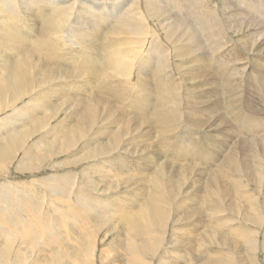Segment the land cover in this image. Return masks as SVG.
<instances>
[{"label": "bare ground", "instance_id": "1", "mask_svg": "<svg viewBox=\"0 0 264 264\" xmlns=\"http://www.w3.org/2000/svg\"><path fill=\"white\" fill-rule=\"evenodd\" d=\"M198 1L199 18L184 14L177 19L170 5L156 0H0V114L11 109L0 117V173L20 148L22 158L16 167L35 171L53 155L72 151L78 141L80 148L65 162L85 161L81 168L89 162L91 170H112L106 179L94 171L101 175L96 180L81 170L89 185L77 187L73 193L72 171L40 180V191L49 204L64 208L57 212L55 205L54 210L68 223V235L41 214V197H35L30 188L0 182V224L7 226V231L0 226V264H93V259L99 264H257L252 232L228 225L224 212L228 211L227 200L244 199L251 211L243 219L255 231L260 230L262 219L250 214L259 213L252 204L253 196L237 175L245 171L254 186L262 188L259 182L264 170H259L258 157H264V134L256 141L242 135L222 154L210 145L198 146L193 131L204 127L221 130L226 115L231 118L228 123H235L229 131L264 129V117L257 107L237 92L241 89L240 67L225 51L219 52L221 47L213 37L227 40V20L236 28L245 23L253 29L249 41L264 56V15L257 9L249 17L237 19L238 2L231 6L227 0H220V5L232 8L230 16L217 9L206 13V1ZM149 12L159 21L157 25L167 26V33L175 32L176 40L187 41V46L186 42L165 45L155 41V30L146 25ZM20 26H37L40 32L31 34ZM83 26L90 31L81 30ZM97 26L105 27L96 32ZM64 29L71 34L65 35L67 43L72 39L92 55H98L93 41L101 38L98 58L83 54L68 63L74 51L60 41ZM216 52L218 57L212 59ZM184 58L182 63L176 61ZM167 60L172 61L169 71ZM259 67L264 71V66ZM88 77L95 79L92 86ZM249 77L254 89L264 94L259 69H253ZM194 78L202 81L199 93L208 91L204 84L209 82L211 91L224 96H194L190 86H184ZM186 96L199 99L181 105ZM23 99L26 101L16 106ZM126 103L133 109L130 115L122 109ZM53 105L65 115L50 125L54 116L42 114L37 107ZM195 105L206 109L205 116L188 111ZM220 109L224 112H217ZM256 142L261 148L254 150ZM148 151L164 158L155 160ZM122 153L142 155L143 162L125 161ZM198 157L202 165L193 162ZM144 169L150 170L135 173ZM108 191L113 192L105 194ZM69 198L72 204L65 201ZM260 207L264 210V204ZM65 209L70 210L68 217L63 216ZM74 219L84 221V226L95 222L106 226V232L113 234L105 245L112 251L110 258L103 254L105 246L96 254L92 233L83 234L84 226L72 239Z\"/></svg>", "mask_w": 264, "mask_h": 264}, {"label": "rangeland", "instance_id": "2", "mask_svg": "<svg viewBox=\"0 0 264 264\" xmlns=\"http://www.w3.org/2000/svg\"><path fill=\"white\" fill-rule=\"evenodd\" d=\"M109 1L112 3L113 1H119V0H109ZM156 1H158L162 5H167V4L170 5L172 7V13L175 15V17L177 19H181L184 14L195 15V17L199 18L198 15H197V11H198V7H199L200 1H198V0H156ZM180 1L185 3L184 7L181 6L183 4L180 5L178 3ZM205 1H206L207 5L205 7H203V11L204 12L211 13V9L212 10H214V9L216 10L217 9V10H219V12L221 11L220 12L221 15L223 14L224 16H230L229 12L231 13V9L232 8H224L223 6H221L222 3H220V0H205ZM227 1H228L229 5H231V6L233 5V1L238 2V8H237L238 10H236L237 11V13H236V18L237 19H239L240 17H245V18L249 17L252 14V12L257 10V9H260L261 13L264 15V0H227ZM250 3H254V6H251ZM225 10H227V11H225ZM155 20L156 19L153 16V14L149 12L148 13V23H146V25H149L150 27L149 26L148 27L150 29H151V27L153 28L151 31L155 30L154 32H155V34L157 36L155 41L159 40L161 43H164L165 45H167V44L177 45V43L186 42L185 44L187 46V41H185V40L182 41L181 40L179 42L178 40H176V37H175L176 33L175 32H174L175 35H174V33H170V34L167 33L168 32L167 31V26H159V25H157V23L159 21H157V23H156ZM228 22H229V20L226 21L225 26H224V33H225V35L228 34L227 40H220L218 36H213V37H214L215 41L217 42V44L221 47L219 52L225 51L224 53H225V55H227L229 57V60L231 62H235L240 67L238 77L240 79L239 85L241 86V89L237 90L238 94L240 95L241 98L248 99L249 102L252 103V105H255L258 108V109L257 108H255V109L259 112V115L261 117H264V94L261 93L260 91L255 90L254 87H253L254 83L251 84L249 82V79L252 78V77H249V73L252 72L253 69H255V68H258L259 72L264 76V71L259 67V66H264V56L259 54V53H256V50H258V48H260V47H258L257 44L251 43L249 41L250 38L254 35L252 33L253 29L251 27H247L245 25V23H242L241 26L236 28L235 26H230ZM74 26H76L78 28L80 27L77 24H74ZM83 27L84 28L81 29V30L90 31L88 26H83ZM104 27L105 26H97L96 27V32L102 31V29ZM20 28L23 31L29 32L31 34H38L40 32V30L38 29L37 26H20ZM164 29H166V30H164ZM237 29H239V30H237ZM65 35H68V36L71 37L70 31L68 29H64L61 32L60 41L65 46L69 47L72 51H74V56L70 57L69 59H67L68 63L76 62L77 61V56L83 55V54H86V55H88L90 57L98 58L99 50H98V47H97L98 45L97 44L100 45V43H97V42L101 38H97V39H95L93 41V46L96 48V50L98 52V55H92L91 53H89L87 51V49L83 50L79 46L75 45L74 41L72 39H69L68 43H67L66 40H65ZM172 36H174V37H172ZM166 47H167V49H169L168 46H166ZM219 52H216V53L212 54V59L217 58L218 55H219L218 54ZM203 54H209V53H202V55ZM197 57H200V56H197ZM176 61H179L180 63H182V62L185 61V58L182 59V60L181 59H176ZM167 63H168L167 70L169 71L171 69L172 61L171 60H167ZM177 75H178V78L181 79V76H180V74L178 72H177ZM94 80L95 79L92 80V79H90L88 77V84L90 86H92L93 83H94ZM190 83H191V85H190ZM201 84H202V81L199 78H194V79H192L190 81L187 80V81L184 82V86L185 87L188 88L190 86L189 89H191V94H194V96L202 95V96L199 97L201 99L213 98L215 96H217V97L224 96L223 94H221L218 91H215V92L211 91V87H208V84H210L209 82H206L204 84V87L208 91L207 92H203L202 94L199 93V91H197V90H199L200 87H202ZM198 85L200 86L199 89H198ZM78 92H81L80 88L78 89ZM199 98H193V97L186 96L181 101V105L185 104L188 101V99H199ZM25 101H26V99L25 100L23 99L22 101H19V104H17L16 106H19V105L23 104L22 102H25ZM109 102L114 104L115 100L109 99ZM44 106H39V107H37V109L42 114L45 113L44 115L47 114V115H50V116H54V117H51L52 120L50 122V125H54V122L57 123L65 115L63 110L58 112V110H60V109L56 108L57 105H53L55 109L52 108V107H49V106H47V107H44ZM122 109L127 115H130L131 113H133L132 107L130 105H128L127 103L122 107ZM10 110H8V112H10ZM188 111H190L192 114H194L195 116L198 117L200 115L205 116L204 113H205L206 109H203L202 107H198V105H195L194 107L188 108ZM8 112H7V109H6V112L4 114H2L3 112H1L0 117H2L3 115H5ZM217 112H224V111L222 109H220ZM212 114H213V112H212ZM38 116H40V115H38ZM226 119H228L227 123H226V125H224L222 127L221 130L219 128H217V129L216 128H209L208 129V127H204L202 129L194 128V131H193V137H194L193 140H194V142L198 146H202V147L210 145L216 151H219L222 154H226L229 151V149L232 147V142L233 141L236 142L237 140H241L242 135L254 137V138H256L255 139V141H256L259 135H263L264 134V129L263 128H260L257 131H229L230 127L234 126L235 123H228V121H230L231 118H228L227 115H226ZM226 129H228L229 132L224 131ZM88 132H87V134H88ZM40 133H41V131H39L37 134H40ZM34 138L35 137L33 136L32 139L34 140ZM78 142H80V141H78ZM78 142H77V145L74 146L75 148H73L72 151L70 150V151L66 152V154H65V152L64 153L61 152L60 154H57V156H55L56 154L53 155L51 157V160L53 159L52 160L53 162L50 160V162L44 164L40 168H37L35 171H28V170H23L22 171V169H19V168L16 167L17 166L16 164H18L17 162L20 160L19 158H22V157H20V156H22V148H20V151L18 150L16 152H14V159L11 160L10 162H7L5 170H3L0 173V176H1L0 177V182L9 181L11 184L21 185V187H24L22 189H26V188L29 189L30 188L29 191L30 192L32 191L34 193L35 197H37V198L41 197V202H40V205H39V210H40L41 214L45 215L46 216V220H50L51 224L53 222V225H55L54 226L55 229H57L58 231H62L63 230L62 234H65V235L66 234L68 235V233H66V232H68V228L66 226V224H68V223L64 222L62 217L57 213V212H61L62 210H64V208L61 207L60 204H55L56 207H55V205H54V207H55V209H57L56 210L57 212H56L54 210L53 205L49 204V202H48V200L46 198V194L43 193L42 191H40L41 187L38 184H39L40 180L43 179V177L49 176V175H51L53 173L54 174L55 173H65V172H71L72 171V173H74V179H73V183H72V186H71V193H73V191L77 187H80L82 189H86L88 187V185H89L88 182L85 183L83 181L82 178H84V175L81 174V170H83L86 174L93 176V178H95L93 180L99 179L101 177V175H97L95 173L93 174L94 171H98V170H91L90 166H89V162L83 168H81V166L85 164V161L77 163L78 165L76 163L75 164L69 163L68 161L65 162L66 160H68V158L73 157V152H75L77 149L80 148L79 146H80L81 142L80 143H78ZM26 143H28V141H26ZM238 143H239V141L236 144H238ZM255 145H256V147H255ZM257 145H259L258 142H256L254 144V150L256 148L257 149L261 148L260 146H257ZM263 148H264V146H263ZM81 152L82 151L77 152V154L79 155ZM148 152H149V155L155 160L161 161L164 158V157L156 155L152 151H148ZM58 158H60V159L58 160ZM122 158H123V160L130 161V162H133V161L134 162H139V163L143 162L142 155H130V154H127V153H122ZM263 158H264L263 156L258 157V164L260 163L259 164V170L261 169L260 170L261 172L264 170V159ZM64 159H66V160L64 161ZM193 162L196 163L197 165H202L203 164V160L201 158H199V157L198 158H194ZM59 163H61V164L59 165ZM63 164H65L67 166H65ZM107 169H108V171H107ZM146 170H150V169H144V170L136 171L135 173L139 174V172L146 171ZM98 172L99 173H103L104 176H105V178H103V179H106L107 174L111 173L112 170H111V168L108 167V168H106V170L98 171ZM240 173L237 176L240 178V180H241V182L243 184L246 183L244 188H245V190L247 192L252 194V196H253L252 204L257 206V210L259 212V213H257V212L252 213L253 212L252 211L250 214L253 216V218H257V217L259 219L261 218L262 219V226L260 227V230L255 231L253 229V228H255L253 226V224L251 222H248L247 220L243 219L244 217L247 216V215H245L246 211L247 210L249 212L251 211L249 209V205H248L247 201L245 202L244 199H236L237 202L236 201L235 202H231L230 200H227L225 206H226L228 211L224 212V214L225 215L227 214L225 216L227 218V220L229 218V221L227 222L228 225H230V226H242V227L246 228L248 231L252 232V233H250V238L252 239V237H254L252 240H253V242H256V247L254 249L253 255H254L255 259H256L257 264H264V240H263V235H264V210H262V207H260V205L262 206L264 204V171L262 172V177L263 178H261V180L259 182V184L262 187L260 189L258 188V186H254V182H252V180L250 179V177L248 175H245V174H247L245 171H242ZM123 174L124 173H119L118 175H123ZM34 178H36V179H34ZM248 180H249L250 183L248 182ZM19 183H21V184H19ZM98 188H99L98 192H96L97 194H99L101 192V189H100L101 187L98 186ZM122 188H123V186L120 188L121 192H122L121 194H123V189ZM111 192H113V191H108L105 194L110 193L109 195H111L112 194ZM129 192H131V191H129ZM2 193L3 192L0 191V194H2ZM124 193H125V191H124ZM234 195H235V193H234ZM65 201L69 202V204H72V199L71 198H69V201L68 200H65ZM227 203H232L233 207H232V205L231 206H227ZM241 205H242V207H240ZM251 207H252V205H251ZM65 210H66V212L63 213V216H65V217L67 216L68 217L67 214L70 212V210L69 209H65ZM56 215H58V216H56ZM233 216H235L236 218L233 217ZM87 219H92V218H87ZM244 221L246 223H244ZM57 222H58V224H56ZM71 224H72V228H73V238L72 239H74V238L78 237V231H79V229L81 227L82 228H81L80 231H82L83 226H84V221L80 222V221L74 219ZM73 224H74V227H73ZM96 224L97 223L95 222V224H94L95 226L94 225H85L83 234H86V233H88V234L90 233L91 234L92 233L91 235H92V240L94 241V247H96V254L99 255V250L102 247H104L107 243H109V241L113 237V234L112 233L110 234V233L106 232V229H105L106 226L105 225L99 227ZM0 226H2L7 231V226H5L3 224H0ZM247 226H248V228H247ZM256 234H258V235H256ZM7 239L10 240V241H13V239L10 238V237L7 238ZM260 247H262V248H260ZM105 249L106 250H103V254L108 256V258H110L111 255H112V253H111L112 251L110 250L109 245L105 246ZM255 252H256V254H255ZM109 253H110V255H109ZM42 264H46V262H44ZM93 264H99V260H94L93 259ZM115 264H122V262H118L117 261Z\"/></svg>", "mask_w": 264, "mask_h": 264}]
</instances>
